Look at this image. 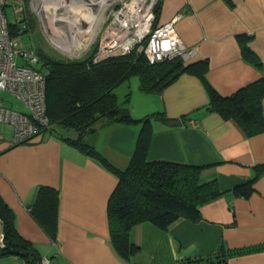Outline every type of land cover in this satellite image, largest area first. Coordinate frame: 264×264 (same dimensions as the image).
I'll use <instances>...</instances> for the list:
<instances>
[{
    "label": "crops",
    "instance_id": "0c3cea01",
    "mask_svg": "<svg viewBox=\"0 0 264 264\" xmlns=\"http://www.w3.org/2000/svg\"><path fill=\"white\" fill-rule=\"evenodd\" d=\"M63 1L54 3L69 5L71 12L82 16L74 13L56 20L89 21L86 0ZM159 3L157 22L183 13L175 22L189 53L182 61H201L203 78L182 72L160 91L137 87L126 106L134 118L153 113L165 117L150 118L148 161L200 166L199 180L214 179L220 193L200 206L199 220L179 217L167 229L148 221L132 226L129 242L137 249L123 257L111 242L106 212L118 183L113 170L54 132L40 131L14 145L5 138L0 142V196L13 212L18 234L51 264H208L187 262L206 257L217 264L218 253H230L226 264H264V132L248 137L233 119L209 109L205 85L228 96L264 75V0ZM242 41L251 54L244 52ZM125 96L121 101L117 96V101L122 103ZM176 119L181 124L170 126ZM139 127L137 122L106 121L97 127L92 142L121 169L128 164ZM257 167L262 173L255 177ZM252 180L247 197L233 193L234 187ZM39 186L58 194L54 237L30 210ZM245 249L249 251L235 252ZM0 264L24 261L15 255L0 256Z\"/></svg>",
    "mask_w": 264,
    "mask_h": 264
},
{
    "label": "trees",
    "instance_id": "16d2710c",
    "mask_svg": "<svg viewBox=\"0 0 264 264\" xmlns=\"http://www.w3.org/2000/svg\"><path fill=\"white\" fill-rule=\"evenodd\" d=\"M159 8L160 3L155 8L156 17ZM242 48L245 53L251 54L249 46L243 41ZM95 49L96 46L82 58L67 59L57 58L38 48L39 65L36 68L44 73L46 114L50 123V127L42 131L60 135L84 154L99 159L117 175L118 183L109 197L106 212L111 242L121 256L127 257L137 249L129 242L132 226L148 221L167 229L179 217L199 220L200 206L216 197L220 190L214 179L199 180L200 166L148 161L150 118L165 117L161 113H153L134 118L126 106L130 94L127 93L125 101L119 103L114 89L130 77L137 76L141 91H160L182 72L196 73L203 78V63L184 64L180 58H174L151 64L135 50L94 62L92 56ZM205 85L209 93V109L233 119L248 137L264 132V75L228 96L217 94L206 82ZM106 121L137 122L140 126L133 152L124 168L114 166L92 142L97 127ZM25 142L28 141L22 143ZM261 169L257 167L255 177L262 173ZM252 184L253 180L234 187L232 191L247 197L252 191ZM30 210L40 225L54 237L57 191L39 186ZM0 229L4 236L0 256L15 255L22 258L24 264H40V254L30 241L18 234L13 212L1 196ZM243 251L249 249L235 252ZM228 255L230 253H218L216 263L226 264ZM211 259L206 257L187 262L204 260L211 264Z\"/></svg>",
    "mask_w": 264,
    "mask_h": 264
},
{
    "label": "built area",
    "instance_id": "2783aa9c",
    "mask_svg": "<svg viewBox=\"0 0 264 264\" xmlns=\"http://www.w3.org/2000/svg\"><path fill=\"white\" fill-rule=\"evenodd\" d=\"M22 3V0H18ZM160 0H95L101 13L102 29L98 49L93 55L97 62L112 56L126 55L132 51L142 53L148 63L188 57V50L175 27L182 12L170 20L157 22L155 8ZM12 4V3H11ZM9 0H0V91L11 93L27 110L10 107L0 99V123L13 127L9 145L30 140L50 127L46 114L45 77L36 68L39 62L37 48L22 40L25 33L22 6L13 10L15 18L5 14ZM20 10V11H18ZM23 12V11H22ZM21 60L22 63H19ZM5 137L0 132V142ZM4 236L0 229V245ZM56 243V241H53ZM40 264H51L41 258Z\"/></svg>",
    "mask_w": 264,
    "mask_h": 264
},
{
    "label": "rangeland",
    "instance_id": "374dc122",
    "mask_svg": "<svg viewBox=\"0 0 264 264\" xmlns=\"http://www.w3.org/2000/svg\"><path fill=\"white\" fill-rule=\"evenodd\" d=\"M22 3H19L16 0H9L8 6L5 8V14L9 20L13 17L15 18V13L13 10L17 7L22 6L20 14L23 17L24 22V30L25 33L22 35V40H24L26 45H31L37 48H42L48 54L55 56L57 58H67V59H79L89 53L93 47L96 46L95 52L98 49L99 44V33L102 29V19L96 20L94 22L91 31L87 28L84 33L78 35V40L74 41L73 33H70L68 30H72L68 28L67 22H62L56 20L57 18H65L68 14L77 13L78 16H82L79 11H72L69 5H61V3H54L55 0H22ZM63 1V0H62ZM89 5H86L84 12L88 13L89 10L93 16H89V21L81 22L82 27L80 30H84L88 23L91 22L92 18H99L101 15L98 14V6H94L92 3L95 0H86ZM63 2H66L64 0ZM12 3V4H11ZM16 5V7H15ZM85 6V7H86ZM70 9V10H69ZM20 11V10H18ZM23 11V12H22ZM89 14V13H88ZM80 23V22H79ZM91 27V26H90ZM59 29V30H58ZM74 29V28H73ZM60 31V32H59ZM89 31V32H88ZM63 35L66 34L69 38L72 39V46H68L63 44L62 42L57 41V33ZM58 34V35H59ZM56 41V42H55ZM93 53V55L95 54ZM93 57V56H92ZM19 63H22L21 60ZM39 65V64H38ZM37 65V66H38ZM138 87V77L132 76L129 79L122 82L118 85L114 92L118 96L119 101H121L125 94L129 93L132 95L134 89ZM0 99L8 104L10 107L17 106L18 110H27L24 107L25 105L17 100L11 93L0 91ZM0 132L3 133L5 138L13 137V127L6 123H0ZM41 262V260H40Z\"/></svg>",
    "mask_w": 264,
    "mask_h": 264
},
{
    "label": "bare ground",
    "instance_id": "6f19581e",
    "mask_svg": "<svg viewBox=\"0 0 264 264\" xmlns=\"http://www.w3.org/2000/svg\"><path fill=\"white\" fill-rule=\"evenodd\" d=\"M94 3H95V1H93ZM86 8V7H85ZM90 8L88 7V17L89 16H93V17H95V13H94V15L93 14H91L90 13V11L91 10H89ZM86 13V12H85ZM101 17L102 16H100L99 18H92V20H91V22L90 23H88L87 24V26L85 27V29L84 30H80V28L82 27V25H81V20H78V21H71L70 23L68 22V28L69 29H72L71 31L70 30H68L70 33H73V37H74V41H77L79 38H78V35H80L81 33H84V31L88 28L90 31H91V29L90 28H92V26H93V24H94V22H96V20L98 19V20H100L101 19ZM69 19H71V18H69ZM95 20V21H94ZM86 20H84L83 22H85ZM94 21V22H93ZM80 22V23H79ZM91 26V27H90ZM74 28V29H73ZM59 30V29H58ZM87 31V30H86ZM60 32V31H59ZM59 32L57 33V41H58V43L59 42H62L63 44H66L67 45V47L68 46H72V39L71 38H69L66 34H63V35H61V34H59ZM89 32V31H88ZM59 34V35H58ZM78 34V35H77ZM56 42V41H55Z\"/></svg>",
    "mask_w": 264,
    "mask_h": 264
},
{
    "label": "water",
    "instance_id": "95a60500",
    "mask_svg": "<svg viewBox=\"0 0 264 264\" xmlns=\"http://www.w3.org/2000/svg\"><path fill=\"white\" fill-rule=\"evenodd\" d=\"M179 124H181V120L180 119H176V120L171 121L169 123L170 126H175V125H179Z\"/></svg>",
    "mask_w": 264,
    "mask_h": 264
}]
</instances>
